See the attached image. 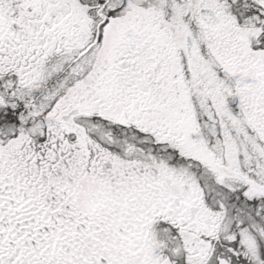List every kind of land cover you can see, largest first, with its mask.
<instances>
[{
  "label": "snow or ice",
  "instance_id": "snow-or-ice-1",
  "mask_svg": "<svg viewBox=\"0 0 264 264\" xmlns=\"http://www.w3.org/2000/svg\"><path fill=\"white\" fill-rule=\"evenodd\" d=\"M0 264H264V0H0Z\"/></svg>",
  "mask_w": 264,
  "mask_h": 264
}]
</instances>
